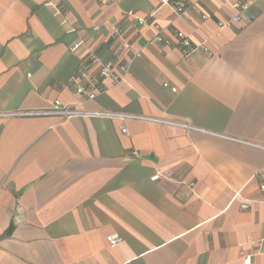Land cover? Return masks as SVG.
I'll list each match as a JSON object with an SVG mask.
<instances>
[{
  "label": "crops",
  "instance_id": "obj_1",
  "mask_svg": "<svg viewBox=\"0 0 264 264\" xmlns=\"http://www.w3.org/2000/svg\"><path fill=\"white\" fill-rule=\"evenodd\" d=\"M236 1L0 0V264H264V0L220 27ZM134 16L158 28H125L128 74L82 107L178 124L2 115L79 101L76 69Z\"/></svg>",
  "mask_w": 264,
  "mask_h": 264
},
{
  "label": "built area",
  "instance_id": "obj_2",
  "mask_svg": "<svg viewBox=\"0 0 264 264\" xmlns=\"http://www.w3.org/2000/svg\"><path fill=\"white\" fill-rule=\"evenodd\" d=\"M186 7L183 1L176 2L177 12H181ZM235 14L226 22H219V26L222 27L225 23L233 24L239 21L245 13L248 11L249 6L242 0H237L234 4ZM208 14L204 13L203 18H206ZM245 17L250 19V16ZM153 25L154 28H158L156 24L151 22L147 17L134 16V20L127 27L115 26L110 39L114 46V58L104 59L97 53H90L87 58L88 67L78 66L74 76L72 78V89L78 95H80V100L75 103H63L59 99H56L50 108L42 109L39 111H17L12 113H3L2 115H34V114H45V115H56L62 120L68 119L72 116H90V117H106V118H118L120 120H125L126 118H136L145 120H154L157 122L173 123L178 124L173 121L165 119H157L154 117H148L144 115H132L122 111L110 110V109H88L82 107V104L89 100H94L97 95L106 91V87L103 84L104 79H110L114 85L121 83L129 72L130 63H124L120 60V55L124 50L130 47V39L125 28H131V30L137 28L140 25ZM178 38V46L182 51L184 56L190 55L194 52L197 47L192 46L190 40L186 35L180 31L176 32ZM155 39H160L159 35L156 34ZM131 60L137 58L140 52H130ZM91 67V70H89ZM166 86L167 83H164ZM175 91V87L170 88ZM1 114V113H0ZM186 129H196L189 124H180ZM121 130L127 132V129L122 126ZM259 179L260 190L264 191V167L260 168L255 175ZM158 175H154L153 178L156 179ZM239 196V192H236L235 197ZM249 199H243L240 203L241 209H246L249 207ZM23 218V208L18 204L16 208V219L22 220ZM106 240L109 245H117L121 241V237L118 234H110L106 236ZM245 264H250V258L245 259Z\"/></svg>",
  "mask_w": 264,
  "mask_h": 264
}]
</instances>
